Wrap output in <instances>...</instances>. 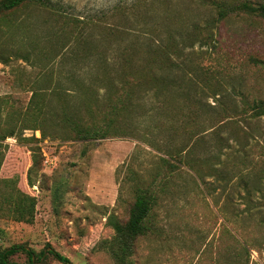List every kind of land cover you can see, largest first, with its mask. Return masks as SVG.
I'll return each mask as SVG.
<instances>
[{
	"label": "rangeland",
	"instance_id": "374dc122",
	"mask_svg": "<svg viewBox=\"0 0 264 264\" xmlns=\"http://www.w3.org/2000/svg\"><path fill=\"white\" fill-rule=\"evenodd\" d=\"M211 1L44 0L0 11V178H12L0 184V249L25 245L35 251L33 264H66L51 248L72 264H116L108 220L128 219L136 180L154 183L157 203L131 264H264V118L217 113L213 96L204 101L216 108L203 112L177 98L196 82L180 88L160 80L155 88L165 97L156 105L144 97L154 72L148 60L161 58V50L149 51L155 39L182 47ZM154 24L158 36L148 29ZM206 42L181 55L192 52L206 72L192 73L196 81L222 86L227 106L264 99V18L232 14ZM155 69L159 78L169 73ZM121 81L133 101L110 110L117 128L105 138L69 137L49 113L80 106V118L103 121L100 112L124 98L116 92ZM12 129L15 135L2 139ZM32 145L42 162L34 184ZM184 146L189 164L172 167L159 158L173 159L166 153ZM21 192L36 199L30 222L9 211L8 199ZM10 259L31 264L23 251Z\"/></svg>",
	"mask_w": 264,
	"mask_h": 264
},
{
	"label": "trees",
	"instance_id": "16d2710c",
	"mask_svg": "<svg viewBox=\"0 0 264 264\" xmlns=\"http://www.w3.org/2000/svg\"><path fill=\"white\" fill-rule=\"evenodd\" d=\"M30 3H39L42 5H46L44 0H0V11L2 10H10L16 8L18 6ZM210 12L207 16H205L202 20L196 21L193 25L195 32L191 33L184 39V45L180 47L177 44H168L165 43L161 37H159L154 31L156 30V26L149 25L148 29L152 30L157 36L158 39L156 40V47L149 48V51H159L161 50V58L157 60L156 58H149L147 65L149 67L154 68V72H149L148 74L150 77V86L146 87V90H149L150 93L146 92L147 96H144L150 104H155L162 99L161 97L164 96L162 92L158 91L155 88V83L162 80L166 84L168 83H178L177 86L182 88L183 84H194L196 82V86L194 88L185 87L179 89V96L177 98L185 99L188 105L194 104V106H198L203 112L206 109V106H209L215 109V104H210L208 101H204V96H213L215 97L216 101L219 103L220 109L217 110V113H224L225 116L231 117V115H239L245 114L247 119L252 120L255 118H264V99L262 98H254L253 102L248 105L247 107L240 106L237 102L233 105L227 106L224 100V94L221 91V87L214 88L212 86H204L198 80L194 79L193 74L198 76L199 73H206L202 71L200 66L195 65L194 58L192 56V52H187L184 54L183 58L181 57L182 53L185 52V48L192 47L196 43H200V45L207 44V39L213 37L215 31L217 29L218 23L223 19L229 17L232 14H242L245 13L247 15H256L264 18V2H257L252 3L249 0H244L241 2H229L228 0H212L209 4ZM215 41V39H213ZM179 50V52H177ZM181 60H179V59ZM255 60V59H254ZM134 62V61H133ZM132 62V63H133ZM131 65H136L134 62ZM144 63L143 67H147ZM157 67H166L169 70L167 76L158 77L161 73L155 72V68ZM193 73V74H192ZM99 76V75H98ZM108 78V76H106ZM197 78V77H196ZM127 83L125 81H121V86H119L116 92L119 93V98L121 100L115 101L108 104L102 112H100L103 117L106 119L103 121H87L85 118H80L78 113H81V107H77L75 109H69L70 107H63L62 110H55L53 108L50 109L49 113H53L55 117L59 121H61V125L66 131L71 134L69 137H76L81 140H90V139H98V138H105L112 133V129H116V124L113 120V115L110 116V110H117L123 109V106L126 105V102L133 101V98L125 99V87ZM221 85V82H217V86ZM123 91V92H122ZM170 92V91H168ZM55 94V93H52ZM173 93H171L172 95ZM69 95V94H67ZM220 95V96H218ZM140 96V95H139ZM39 97L37 92L34 94V99ZM93 97H98L95 91L93 92ZM142 97V96H140ZM165 97V96H164ZM231 97V96H230ZM233 97V96H232ZM174 98V95H172ZM129 99V100H128ZM234 99V98H233ZM84 104L83 107L86 108L88 114L91 113V106L88 102V99L83 100ZM65 102H68L66 100ZM69 105V104H68ZM156 105V104H155ZM52 110V111H51ZM57 111V112H56ZM98 111V110H97ZM99 114V112H95ZM231 114V115H230ZM109 117V118H108ZM42 136L45 137L46 133L41 130ZM15 130L12 129L11 132L2 136V139L7 138V136H14ZM24 140H28V138L22 136ZM150 146H155V143L151 140L145 141ZM32 150V165L28 171V181L30 184H34L36 182V177L41 170V160H40V147L36 145L30 146ZM160 149V148H157ZM188 146H184L181 149L173 153H166L170 156H173V159H167L164 157L161 158L163 162H167L172 167H177L182 163H188L185 158L188 155L187 151ZM161 151V150H160ZM169 156V157H170ZM179 156V158H177ZM178 162V164H176ZM194 166V164H190ZM135 179L133 176L131 180ZM10 179H1L0 184H7ZM137 184L136 186V197L135 201L130 209L128 219L126 221H121L117 216L110 215L109 216V224L114 229V236L109 243V249L115 258L116 264H131L130 257L134 252L135 243L137 238L147 234L149 218L153 209V206L157 203V193L155 192V188L152 185L153 182L149 183L148 185H141L145 184V182H139L134 180ZM121 184V183H120ZM2 185H0L1 188ZM121 190V186H120ZM121 192V191H120ZM9 204V211L16 219L30 222L34 217L35 206H36V199L34 196L25 194L21 192V195H17L14 197H10L8 199ZM19 251H23L28 255V259L33 264L35 262V251L31 248H28L25 245H13L6 247L4 249H0V264H17L15 261H12L10 257ZM56 259L66 264H72L70 259L57 252L54 248H51L49 251ZM45 250L40 252V255L43 256ZM39 257V256H38ZM37 259H40L37 258Z\"/></svg>",
	"mask_w": 264,
	"mask_h": 264
},
{
	"label": "water",
	"instance_id": "95a60500",
	"mask_svg": "<svg viewBox=\"0 0 264 264\" xmlns=\"http://www.w3.org/2000/svg\"><path fill=\"white\" fill-rule=\"evenodd\" d=\"M29 248V247H28Z\"/></svg>",
	"mask_w": 264,
	"mask_h": 264
}]
</instances>
